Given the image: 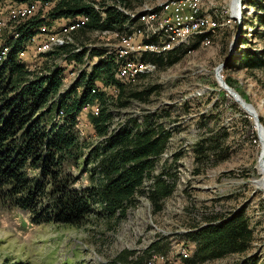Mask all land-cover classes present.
Returning a JSON list of instances; mask_svg holds the SVG:
<instances>
[{"label":"rangeland","instance_id":"1","mask_svg":"<svg viewBox=\"0 0 264 264\" xmlns=\"http://www.w3.org/2000/svg\"><path fill=\"white\" fill-rule=\"evenodd\" d=\"M23 1L29 9L28 19L38 15L49 20V11L55 5L54 2ZM180 1L128 0V9L120 7L128 15L139 18L133 29L143 28V32L133 38L136 50L158 35L159 23L177 14L173 3ZM239 4L240 8L238 0H202L198 11L210 17L214 27L205 28L186 44L182 43L184 46L180 47L184 49L167 53L163 59L153 54L143 55L141 63L146 65L152 61L157 65L149 67L146 76L132 81L119 79L126 87L127 105H121L116 99L117 84H106L102 77L97 81V88L110 97L113 131L130 118L142 124L148 114L153 116L154 122L171 131L153 170L154 175L164 171L163 177L175 183L173 193L159 201L161 208L157 209L158 205L149 197L155 178L145 180L142 189L145 192L138 193L136 203L122 217L118 213L107 214L97 204L79 224L35 223L28 210L0 204V263L10 258L29 264H101L110 260L136 264L134 261L143 257L145 264H264V166L261 159L264 138L248 104L253 105L264 121V65L239 68L235 61L248 52H256L264 58V24L257 17L258 12L264 13V0H240ZM63 21H47L46 26L42 24L39 31L35 30L39 44L56 33L64 34L69 30L72 24L67 27L68 22L49 28ZM10 27L8 24L0 31L3 56L9 48L5 45L14 34ZM119 39L112 30L82 29L72 48L73 51L87 48L82 61L71 59L68 52L53 53L59 48L43 53L37 47L26 50L21 59L32 70H46V64L64 67L63 91L82 71L92 70L99 59L93 54L95 47H105L114 58ZM221 63L219 73L230 89L239 94V99L219 79L217 68ZM133 91H142L143 96H132ZM96 112L97 105L87 106L78 117L77 128L86 144V152L102 140L90 121V115ZM67 169L76 178V186L91 183L89 172L76 163H70ZM240 211L254 232L247 250L190 260L198 246V241L188 237L190 232Z\"/></svg>","mask_w":264,"mask_h":264},{"label":"trees","instance_id":"2","mask_svg":"<svg viewBox=\"0 0 264 264\" xmlns=\"http://www.w3.org/2000/svg\"><path fill=\"white\" fill-rule=\"evenodd\" d=\"M31 1L54 2L55 5L49 11V20L35 15L21 25L7 54H0V204L28 210L35 223L79 224L97 204L107 214L118 213L122 217L136 203L138 193L145 192L142 190L145 180L155 178L149 197L160 209L159 201L173 193L175 183L163 177L164 171L154 175L153 170L171 131L154 122L151 114L142 124L136 118H130L113 131L110 97L97 88L98 79L102 77L104 83L118 85L116 99L121 105H127L129 100L124 99L126 87L115 75L117 66L112 52L105 47H95L93 54L99 59L92 70L82 71L63 91L64 67L46 64V70H32L19 58L35 30L44 22L63 17L88 18L79 30L71 32V43L53 51L61 55L68 52V57L78 61H82L87 53V48L72 50L82 29L112 30L120 37L131 35L139 18L123 10L129 8L128 0H111V4L108 0L100 3L96 0ZM257 17L264 24V13L258 12ZM157 37H153L151 43L157 42ZM181 49L184 47L153 55L163 59L165 54ZM235 61L239 68L264 65V58L256 52L242 54ZM146 73L138 74L137 78ZM131 95L142 97L143 92L133 91ZM95 105L98 112L90 115V121L102 140L86 152V144L77 128L78 117L85 107ZM260 119L264 124L262 117ZM72 162L89 172L90 184L80 187L74 184L76 178L67 169ZM90 163L93 166L90 167ZM188 237L198 241L194 257L190 259L197 261L247 250L254 232L240 211L208 223L190 232ZM134 262L145 264L143 257ZM0 264L29 263L6 258ZM101 264L119 263L110 260Z\"/></svg>","mask_w":264,"mask_h":264},{"label":"bare ground","instance_id":"3","mask_svg":"<svg viewBox=\"0 0 264 264\" xmlns=\"http://www.w3.org/2000/svg\"><path fill=\"white\" fill-rule=\"evenodd\" d=\"M11 1L22 2V7L15 8V10H13V5H6L5 14L11 15V17L10 20L0 21V31L4 29L6 25L10 24V30H14V34L13 36H11V40L14 41V39L17 38V29L21 25L25 24V20L28 19L29 9L25 6L23 0ZM201 1L202 0H182L178 3H173L176 6L177 14L164 19L161 23L158 24V29H160V31H158L159 33L157 42H147L143 46H141L143 44L142 43L140 46L144 49L140 48L139 50H136L135 45L133 44L134 36L137 33L141 34L143 32V28H136V30L134 29V32L131 35L120 37L119 45L113 51L114 60L117 66L115 73L116 77L118 79H125L129 81L136 79L138 74L150 71L149 67L154 68L153 65H149L150 63L146 65L141 63V58L143 55L145 56L146 54L153 53L160 54L162 52L170 51L180 46H184L182 43L186 44L191 37L203 32L205 28H213L215 25L214 21L208 16L200 15L198 11V5ZM148 16H151L152 19L155 18V15ZM79 17V20H77L69 30L65 31V33L63 32L64 34L56 33L52 38L48 39L47 42H41L39 44L38 36H32L27 42L25 50L20 53L19 58L23 57L26 53V50H28L30 47H37V50L39 52L44 53L70 43V41L72 40V31L70 30L79 29L83 24L88 22V18L86 16ZM23 21L24 23H22ZM8 42L5 47H12V44H8ZM140 46H138V48ZM7 52L8 48L6 54ZM223 85L225 86V84ZM227 88L231 91L230 93L235 96L230 87ZM235 97L239 99L238 96Z\"/></svg>","mask_w":264,"mask_h":264},{"label":"water","instance_id":"4","mask_svg":"<svg viewBox=\"0 0 264 264\" xmlns=\"http://www.w3.org/2000/svg\"><path fill=\"white\" fill-rule=\"evenodd\" d=\"M239 1L238 0V7L240 8V4H239ZM234 44V42H232V45ZM223 67V63H221L218 68H217V72H218V76H219V79L223 82V84H225V86L227 87H230L229 85H227V83L223 80L221 74L219 73V71L222 69ZM231 88V87H230ZM235 94V96H239V94L235 91L233 92ZM251 107H252V112L254 114V117H255V121H256V124L259 128V131H260V136L261 138L263 137L264 138V125L262 124L261 120H260V117H259V114L258 112L256 111V109L253 107L252 104L248 103ZM263 144H264V139H263ZM261 159H262V164L264 166V147L262 149V154H261Z\"/></svg>","mask_w":264,"mask_h":264},{"label":"built area","instance_id":"5","mask_svg":"<svg viewBox=\"0 0 264 264\" xmlns=\"http://www.w3.org/2000/svg\"><path fill=\"white\" fill-rule=\"evenodd\" d=\"M6 5H13V10H15V8H21L22 7V2H15V1H11V0H0V21L10 20L11 15L5 14ZM125 9H127V8H125ZM154 67H156V65H154Z\"/></svg>","mask_w":264,"mask_h":264},{"label":"crops","instance_id":"6","mask_svg":"<svg viewBox=\"0 0 264 264\" xmlns=\"http://www.w3.org/2000/svg\"><path fill=\"white\" fill-rule=\"evenodd\" d=\"M79 16H77V17H75V18H61V19H57V20H52V21H59V20H64L63 22H62V24H59V22H55V25L56 26H50L49 28H52V29H55L56 27L58 28V27H60V26H62V25H64V24H66L67 22H68V26L67 27H69L71 24L73 25L77 20H79ZM44 26H46L45 24H44ZM66 27V28H67ZM72 27V26H71ZM64 29H62V30H60V31H63ZM36 31H39V30H36ZM60 31H57V32H60ZM12 40H9V42H8V44H12Z\"/></svg>","mask_w":264,"mask_h":264}]
</instances>
